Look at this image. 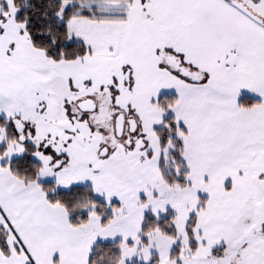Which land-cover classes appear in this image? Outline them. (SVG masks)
<instances>
[{
  "label": "snow or ice",
  "instance_id": "1",
  "mask_svg": "<svg viewBox=\"0 0 264 264\" xmlns=\"http://www.w3.org/2000/svg\"><path fill=\"white\" fill-rule=\"evenodd\" d=\"M0 264H264V0H0Z\"/></svg>",
  "mask_w": 264,
  "mask_h": 264
}]
</instances>
